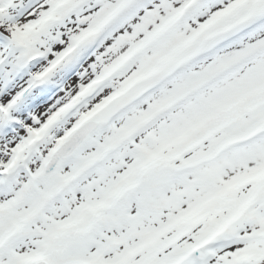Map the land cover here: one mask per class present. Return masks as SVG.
I'll return each instance as SVG.
<instances>
[{"label":"snow or ice","instance_id":"1","mask_svg":"<svg viewBox=\"0 0 264 264\" xmlns=\"http://www.w3.org/2000/svg\"><path fill=\"white\" fill-rule=\"evenodd\" d=\"M0 264H264V0H0Z\"/></svg>","mask_w":264,"mask_h":264}]
</instances>
